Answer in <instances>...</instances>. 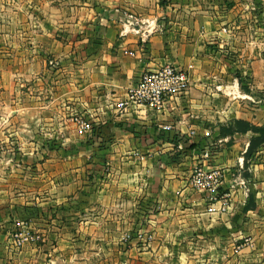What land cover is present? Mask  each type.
I'll list each match as a JSON object with an SVG mask.
<instances>
[{
	"label": "crops",
	"instance_id": "1",
	"mask_svg": "<svg viewBox=\"0 0 264 264\" xmlns=\"http://www.w3.org/2000/svg\"><path fill=\"white\" fill-rule=\"evenodd\" d=\"M167 63L188 72L183 96L116 109ZM0 89L7 120L62 152L0 161V264H264V142L219 131L264 123V0H0ZM199 162L222 192L242 164L226 211L191 187ZM15 222L33 235L18 249Z\"/></svg>",
	"mask_w": 264,
	"mask_h": 264
},
{
	"label": "built area",
	"instance_id": "2",
	"mask_svg": "<svg viewBox=\"0 0 264 264\" xmlns=\"http://www.w3.org/2000/svg\"><path fill=\"white\" fill-rule=\"evenodd\" d=\"M126 22L135 27L138 19L132 13L126 14ZM144 43L145 40L143 39ZM52 63V62H50ZM190 87V79L186 70L177 68L172 64H164L155 70L143 71L136 83L128 89L127 99L118 102L115 107L118 111L125 110L131 105L145 106L151 109H163L170 98H179L183 96ZM72 122L77 129L84 134L91 135L94 131V124L89 122L83 116L74 114ZM210 147V146H209ZM210 149L204 152V158L208 159ZM242 164L235 169L231 180V186L226 192L221 190L225 188L224 173L221 168L207 167L203 163H196L189 174V183L191 187L202 193L208 202L221 201V212L226 211L229 206V198L232 191L239 187L246 190L247 182L241 176L243 171ZM29 227L23 222H15V227L10 233L11 244L15 249L20 248L28 240H32Z\"/></svg>",
	"mask_w": 264,
	"mask_h": 264
},
{
	"label": "rangeland",
	"instance_id": "3",
	"mask_svg": "<svg viewBox=\"0 0 264 264\" xmlns=\"http://www.w3.org/2000/svg\"><path fill=\"white\" fill-rule=\"evenodd\" d=\"M233 75L237 79V81H234V85L238 82L239 88L243 91H247V82L241 78L242 76L240 73L237 71V73ZM224 84L222 88H219L220 92L226 96H234L233 93L229 94L226 92V88H230L234 91L232 87L233 81H224ZM5 99L7 98H5L4 92L0 89V107L5 104ZM7 103L9 104V102ZM10 118L7 120L6 115L3 114L0 108V161L3 159V156H15L13 160H15L17 156H62V152L60 154L57 153V148L60 146H58L55 140L48 141L45 139V142H41L42 138L40 135L51 133V130L36 128L22 130V128L19 127V121H16V119L10 121ZM11 178L17 180L18 172ZM28 181L33 182V180Z\"/></svg>",
	"mask_w": 264,
	"mask_h": 264
},
{
	"label": "trees",
	"instance_id": "4",
	"mask_svg": "<svg viewBox=\"0 0 264 264\" xmlns=\"http://www.w3.org/2000/svg\"><path fill=\"white\" fill-rule=\"evenodd\" d=\"M219 131L221 135L246 132L255 133L256 136L250 141L249 150L264 142V123L260 126H255L246 120L234 119L228 125L221 126Z\"/></svg>",
	"mask_w": 264,
	"mask_h": 264
}]
</instances>
